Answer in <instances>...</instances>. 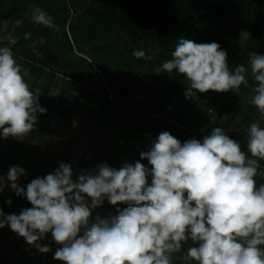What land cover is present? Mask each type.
<instances>
[{
    "label": "clouds",
    "instance_id": "1",
    "mask_svg": "<svg viewBox=\"0 0 264 264\" xmlns=\"http://www.w3.org/2000/svg\"><path fill=\"white\" fill-rule=\"evenodd\" d=\"M30 19L55 27L39 6L30 10ZM133 56L150 58L143 50ZM249 68L255 82L249 103L264 116V53H252L248 68L231 70L219 43L180 37L157 73L185 77V97L191 98L197 91L238 92L249 84ZM28 74L11 48L0 47V138L24 140L37 113L47 111ZM246 132L247 151L223 127L183 143L162 131L139 152V160L119 168L100 163L75 179L71 164L61 161L26 187L18 184L26 169L12 165L0 175V193L10 186L31 207L19 214L0 208V228L9 227L41 253L51 251L40 242L51 233L61 245L53 258L64 264H173L178 252L182 264H264V183L256 181L264 161V126L253 122ZM105 201L116 206L115 214L93 216Z\"/></svg>",
    "mask_w": 264,
    "mask_h": 264
},
{
    "label": "trees",
    "instance_id": "2",
    "mask_svg": "<svg viewBox=\"0 0 264 264\" xmlns=\"http://www.w3.org/2000/svg\"><path fill=\"white\" fill-rule=\"evenodd\" d=\"M36 6L53 18L54 28L31 21L30 10ZM245 29L250 32L246 39ZM180 37L215 41L227 51L231 70L248 68L252 53H264V0H0V47L11 48L16 61L28 69L26 80L40 90V105L47 110L37 113L28 137L43 133L55 115L66 123L83 116L115 138L118 158L139 160V152L148 150L162 131L183 143L202 140L213 127H223L247 151L244 126L257 121L264 125V116L249 103L255 83L250 68L248 86L241 85L236 93L197 91L186 98L188 81L175 71L170 86L147 84L146 77L171 59ZM134 50L150 58H136ZM53 90H59L57 98ZM71 99L74 105L68 103ZM231 115L239 120L235 128L225 124ZM25 152L23 141L0 138V175L12 165L22 167ZM118 158L101 152L93 165L82 159L73 168V178L100 163L113 167ZM141 162L150 167L146 159ZM259 171L258 185L264 183V161ZM19 179L23 187L31 182ZM8 198L11 204L5 203ZM102 206L115 214L116 206L107 201ZM25 207L30 202L10 186L0 193L6 214H19ZM40 242L51 251L41 253L9 227L0 228V264H54L53 253L61 245L51 233ZM173 264H182V253H173Z\"/></svg>",
    "mask_w": 264,
    "mask_h": 264
},
{
    "label": "rangeland",
    "instance_id": "3",
    "mask_svg": "<svg viewBox=\"0 0 264 264\" xmlns=\"http://www.w3.org/2000/svg\"><path fill=\"white\" fill-rule=\"evenodd\" d=\"M249 33L246 29L243 31L244 39L249 36ZM157 71L154 76L146 77L147 84L155 86L164 83L170 86L171 75L163 72L157 73ZM52 93V96L57 98L59 90H53ZM68 103L74 105L75 100L71 99ZM73 121L76 122L75 126ZM73 121L66 123L55 115L52 123L43 133L22 140L26 147L22 162V167L27 171L24 177L31 181L37 176L46 175L58 167L61 161L70 163L72 168H75L82 159L93 165L101 152L112 153L116 158L119 157L120 144L115 138L108 137L100 127L92 124L86 117L78 116ZM238 121L236 115H231L226 118L225 124L235 128ZM258 122L264 126L261 121ZM247 127L244 126L246 129ZM134 161L136 160L129 157L118 158L113 167L119 168L124 162ZM21 181V179L18 180L20 186L23 184ZM96 213L101 216L109 214L105 206L93 210V216Z\"/></svg>",
    "mask_w": 264,
    "mask_h": 264
},
{
    "label": "crops",
    "instance_id": "4",
    "mask_svg": "<svg viewBox=\"0 0 264 264\" xmlns=\"http://www.w3.org/2000/svg\"><path fill=\"white\" fill-rule=\"evenodd\" d=\"M59 262H61V264H62V263L64 264L63 261H59V260H57L54 264H59Z\"/></svg>",
    "mask_w": 264,
    "mask_h": 264
}]
</instances>
